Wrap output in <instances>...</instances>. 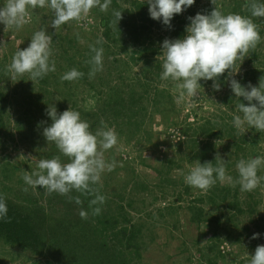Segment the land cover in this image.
I'll return each mask as SVG.
<instances>
[{"label": "rangeland", "instance_id": "obj_1", "mask_svg": "<svg viewBox=\"0 0 264 264\" xmlns=\"http://www.w3.org/2000/svg\"><path fill=\"white\" fill-rule=\"evenodd\" d=\"M6 2L7 0H0V6ZM196 2L199 6L212 5L224 14L236 13L251 17L249 0ZM130 3L131 0H111L107 11L94 7L81 20L70 21L56 30L51 26L53 11L40 7L29 8L28 23L20 30L0 24V42H3L0 47V197L23 209H29L46 230L58 226L68 227L70 220L81 223L87 229L90 224H95L94 208L83 207L82 193L75 190L68 195L48 193L42 188L28 186L23 180L25 171H39L37 164L40 159L60 156L63 162H68L54 143L46 141L43 130L52 123L46 114L48 106L55 104L58 113L71 108L78 111L90 127L94 121H98L96 129L107 125L118 135L117 145L105 151L106 161L115 162V167L102 174L92 195L96 196L98 192L106 198L103 204H98L101 217L110 218L115 215L121 222V217L126 216L130 225L139 230L136 238L139 256L132 254L131 260L127 261L122 258L124 263L250 264L257 246L264 245V181L254 193V200L258 202V213L253 220L257 224L250 223L246 216L231 224L228 222L233 212L225 206L217 209L205 202L206 191L185 183L184 176L195 162L188 165L182 162L172 168L169 176L165 173L170 167L168 159H176L188 152L181 130L187 129L190 134H194V131L198 132L207 122L221 127L233 125L234 116L242 115L236 106L231 104L227 107L224 103L226 95L234 94L230 83L223 87L218 80L220 90L216 91L212 86L213 81H200L203 88L199 90L200 98L197 101L188 99L177 104L179 90L176 82L161 78V47V53L153 57L160 61L159 70L154 68L153 63L152 67L146 68L149 69L146 76L141 74L145 67L141 61L128 66L119 65V70H125L124 77L128 78L127 82L131 81L137 92H142L144 85L148 89L145 98L140 102L143 107L136 110L137 114L133 112L124 119H115L112 113V117L110 113H101L106 97L104 92L108 91L99 79L102 75L109 79L108 74L114 73V67H109L112 58L107 59V65H103L102 71H98L93 77L89 76L91 69L82 71L87 77L86 81L61 79L64 73L73 69L67 58L80 60L90 46L100 43V23L103 17L116 9L113 5L128 7ZM253 22L258 25L261 40L255 48L249 50L244 61L237 62L236 71L239 72L234 75L237 78L243 76L249 67L264 69V18L256 17ZM110 27L114 28L113 24ZM41 29H46L53 37L51 59L55 61L56 70L35 82L30 81L28 74L12 80L7 66L13 55L19 49L27 48L34 32ZM152 32L154 39L163 37L164 34L158 28H154ZM161 39L158 46L167 38ZM67 46L70 50L63 57ZM135 50L127 42H118V48L112 52L120 51L118 57L128 59ZM139 114L144 115L136 117ZM128 116H131L130 120ZM235 130L234 134L247 136L245 149L236 152V146L229 138L214 139V142L217 140L214 158L219 154L227 163H233L236 158L264 156V131L248 127ZM258 175L264 176V168L259 170ZM76 197L80 199V204L75 202ZM243 198L245 194L241 195V199ZM170 207L173 208L172 212ZM195 207L202 209L199 223L191 220L195 216ZM81 211L87 212L86 218H81ZM215 218L217 219L214 220ZM214 233L219 235V240L213 238ZM254 233L261 234L258 242V239H252ZM212 244L216 246L215 251L211 250ZM114 249L117 250L112 248L111 251ZM128 252H124L123 256L129 257ZM51 261L0 241V264H64V261Z\"/></svg>", "mask_w": 264, "mask_h": 264}, {"label": "clouds", "instance_id": "obj_2", "mask_svg": "<svg viewBox=\"0 0 264 264\" xmlns=\"http://www.w3.org/2000/svg\"><path fill=\"white\" fill-rule=\"evenodd\" d=\"M149 5L150 18L171 27V21L176 15L182 14L193 6L196 0H146ZM111 0H7L0 6V24L6 28L20 30L28 23L29 8L51 9L54 13L51 26L56 30L70 22L79 21L94 7L107 11ZM251 17L264 18V0H249ZM114 23L122 19V12L113 10ZM251 17L236 13L224 14L215 8L210 14L197 13L189 17L186 36L182 39L168 40L162 43L163 71L161 78L176 82L179 94L177 104L191 99L200 98L199 90L203 89L200 81H213V89L220 90L219 77L226 71L230 80L231 91L235 97L243 98L245 103H238V111L232 121L237 130L245 127L264 131V77L259 85L251 83L247 87L234 78L237 62L244 61L250 49L255 48L261 40L258 25ZM99 43V41H97ZM53 37L46 29L34 32L27 48L19 49L7 66V72L12 80L28 74L30 81L43 79L56 70L53 55ZM3 42H0V47ZM94 53L89 63L92 65L89 76L93 77L103 69V48L90 46ZM84 73L76 68L64 73L65 81L81 78ZM46 114L52 123L45 127L43 136L48 143H54L59 152L67 158L63 162L60 156L51 159H40L37 164L39 171H25L24 182L33 188H42L48 193L68 195L73 190L80 193L92 192V185L101 181L102 174L115 167V162L105 159V151L112 149L118 143V135L113 128L103 125L95 133L90 130V124L81 118V114L69 108L58 113L55 104L48 106ZM227 161L219 154L212 162L196 161L190 171L184 176L187 185L207 191L217 182L228 181L233 186L239 185L241 191L255 190L264 176L258 175L264 168V156L240 159L236 163L237 177L227 174ZM27 190V189H25ZM77 204L81 201L74 198ZM105 196L96 194L92 205L103 204ZM99 215L100 207L93 209ZM81 218L87 217V212L81 211ZM8 216V206L0 197V220ZM260 233H254L252 239H258ZM250 264H264V245L257 246L251 256Z\"/></svg>", "mask_w": 264, "mask_h": 264}, {"label": "trees", "instance_id": "obj_3", "mask_svg": "<svg viewBox=\"0 0 264 264\" xmlns=\"http://www.w3.org/2000/svg\"><path fill=\"white\" fill-rule=\"evenodd\" d=\"M197 3L195 2L193 6L182 14L176 15L171 21V27L150 18L149 5L146 0H131L128 7L113 5L116 8L114 10L122 12V19L118 22L119 25H116L112 12L108 16L103 17L100 23L102 28L101 38L99 39L100 43L93 45L97 48H103V65H107V59L110 60L112 58L110 61L111 66L109 67L115 68L112 69L114 73L110 72L111 75L108 74L107 78L109 79H105L102 77L103 75L99 76L102 85L106 86L108 91L104 92L106 97L101 106V113H110L111 117L112 113L115 119L117 117L124 119L127 114L133 112L137 114V111L143 107L140 102L145 98L148 86L144 85V90L137 92L134 89V84L131 81L127 82L126 79L128 78L124 77L125 70H119V65L125 64L128 66L131 63L134 64L141 61L145 66L141 74L145 76L147 75L145 73H148L149 70L146 68L152 67L153 63H155V66L153 65L154 68L159 70L161 66L160 61L158 62L153 59V57L161 53L162 44L158 46V41H162L161 38H167L168 40L184 38L186 36V27L190 23L189 17H194L197 13L210 14L215 9L212 5L199 6L196 5ZM252 18L254 20L256 17ZM110 24H113L114 28L110 27ZM156 24H158L157 27ZM154 28H158L159 31L163 32V37L158 36L157 39H154L152 36ZM112 29L115 30L112 31ZM119 37L123 38L120 39ZM118 42L131 44L132 48H136L135 52L130 54L131 56L128 59L118 57L121 53L120 51L116 53L112 52L116 47L118 48ZM69 50L70 48L67 46L62 56H66ZM93 55L94 53L89 48L81 55L80 60L75 59L76 61H74V58H67L66 60L71 62V67L76 68L80 72H87L92 67L89 61ZM226 75L227 73H224L219 77V82L223 87H226L230 83ZM262 77H264V69L254 66L249 67L243 76L234 78L238 79L242 86L247 87L251 83V85L258 87ZM79 79L80 81H86L87 77L83 75ZM103 81L106 83L104 84ZM239 100L246 105L248 103L242 97H235L234 94L226 95L224 103L227 104V107L232 104L233 107L236 106L238 109ZM141 111H144V109H141ZM142 115L144 114H139L136 117H141ZM130 119L131 116H128V120ZM107 122H109V119H107ZM96 124H98V121H94L90 127L93 133L97 130ZM134 124L136 125V123ZM101 127L99 126V128ZM235 129L233 125L221 127V125L207 122V124L201 126L198 132L194 131V134H190L187 129L181 130V135L184 137L183 141L186 144L185 149L188 152L176 159H168L167 162L170 167L165 172L166 175L169 176L172 168L179 166L182 162L188 165L193 162L196 163L199 160L201 164L205 162L215 164L213 155L216 141L224 137L229 138L233 142L236 146V152L244 150L247 136L238 133L234 134ZM198 134L199 137H197ZM214 139L217 140L214 142L212 141ZM242 158L245 159V157ZM239 160L240 158H236L233 163L228 162L226 164L228 175L233 177L238 176L235 166ZM91 187L93 189L92 192L82 193L81 195L83 207H91L93 209L98 207V204H91V201L95 199V196L92 194L97 185H92ZM254 193L255 190L250 192L241 191L238 184L233 186L228 181H218L216 185L206 191L204 199L205 202L210 203L217 209L220 206H225L226 209L233 212L234 214L228 223L235 224L240 217L246 216L249 218L250 223L257 224L253 220V217L258 213L256 209L258 202L254 200ZM242 194H245V198L243 199H241ZM6 203L8 206V216L6 219L0 220V241L10 247L28 250L34 255L43 256L52 261L56 260L60 263L64 261V264H126L124 261L131 260L130 256L132 254L139 256V246L136 243L139 230L130 225V221L126 216H122L121 222H119L115 215L106 218L103 215L101 217L94 214L96 221L92 217L95 224H90L89 229L81 223H75L70 220L67 223L68 227L58 226L55 229L46 230L41 225L40 220H37L35 214L30 212L29 209H23L11 202L6 201ZM169 210L172 212L173 208L170 207ZM201 215L202 209L195 207V216L191 220H196L199 223ZM213 238L219 240V235L214 233ZM112 248H117V250L114 249L112 252ZM215 248V244H212L211 250L215 251ZM124 252H128L129 257H124ZM122 258H124V261Z\"/></svg>", "mask_w": 264, "mask_h": 264}]
</instances>
